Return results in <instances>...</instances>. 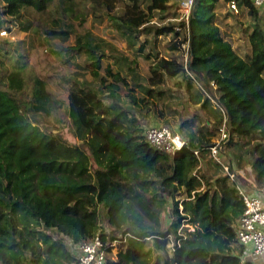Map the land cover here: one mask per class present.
Here are the masks:
<instances>
[{"label":"trees","instance_id":"16d2710c","mask_svg":"<svg viewBox=\"0 0 264 264\" xmlns=\"http://www.w3.org/2000/svg\"><path fill=\"white\" fill-rule=\"evenodd\" d=\"M52 1L0 0V27L4 17L21 21L33 12L36 25L22 24L47 36L38 44L48 45L43 54L54 65L83 56L92 79L60 74L64 102L51 89L52 73H31L25 54L8 41L0 45V264H78L70 242L95 236L121 247L116 256L115 246L108 247L106 264H259V257H244L237 230L245 205L210 150L222 112L196 80L226 109L230 138L221 156L232 168L250 166L253 187L264 193L262 7L236 0L234 14L249 18L243 25L236 17L251 45L243 56L223 32L221 22L230 28L225 18L233 12L221 17V0H195L188 48L175 28L185 21L173 0H54L63 10L78 4L108 17L128 45L125 53L93 32L64 44L59 38L69 39L77 24L50 12ZM158 13L165 24H156ZM106 57L112 61L105 64ZM139 57L151 61L146 74ZM183 87L187 99L173 131L187 142L169 154L146 141L143 116ZM65 127L78 142L65 136Z\"/></svg>","mask_w":264,"mask_h":264},{"label":"rangeland","instance_id":"374dc122","mask_svg":"<svg viewBox=\"0 0 264 264\" xmlns=\"http://www.w3.org/2000/svg\"><path fill=\"white\" fill-rule=\"evenodd\" d=\"M182 0H173V3L176 4V6L180 4ZM228 1V0H227ZM227 1L224 2V0H221L218 4V12L221 17H224L226 14H228V6ZM76 4V3H75ZM58 4V2H55L54 0L50 3L48 10L52 12L54 15L62 17L64 19H72L76 22V30L73 33V35L69 39H61L64 41L63 43L68 45L71 43L76 42V37L79 35H85L87 33L93 32L97 38H103L108 42L114 43L120 50L125 51V53H130V50L128 49L127 43L124 41L123 38L120 37L119 33L113 28L112 21L107 17L100 18V17H94L92 14H88L84 10H82L78 4H76V7L74 9L67 10L62 9ZM124 8L123 3L119 5V10L122 11ZM177 12L179 13V18L182 15L180 12V6L177 8ZM29 13V12H28ZM231 13V12H230ZM240 20V22H244L243 25L248 24L249 18H247L243 12L236 15L234 13H231L228 15L227 18H225V21L228 20L229 23H231V29L228 28L226 25H223V22H221L223 32H230L233 46L234 48L243 56L247 54L250 50V41L248 34L244 30V27L239 25L237 22V19ZM27 19H31L33 24L36 25V22L40 19H37L36 16L33 14V12L26 14L25 16L20 20L12 19L11 17H4L1 27H0V45H7L5 42L12 43V46L15 48V53L22 52L26 55V60L28 62V70L31 73L40 72L41 74L46 73H52L53 77H51V86L52 90L55 92V94L62 99L64 102L67 99L68 96V90L65 89V87L62 85L60 81V74L66 73L69 75L73 74V71L80 72L78 75V78H81L82 81L85 79L91 80L92 77L90 76L89 70L85 68V66H89L88 62L84 59L83 56H78L75 63H65L61 61H54L55 63H58V65H54L53 62L50 61V58L48 56L44 55L48 52V45H45L44 49H41L39 47V41L40 39L46 42L47 36H44L42 33L35 34L34 31H30L29 29L24 28L25 25L22 24L23 22H26ZM165 18H161L160 14L158 13L154 20L156 21V24H165L166 20ZM154 21V22H155ZM220 23V20H218ZM82 22V24L80 23ZM9 28L6 35H2L1 31L3 29ZM90 31V32H88ZM169 40V37L165 38L164 40H161L160 42V48L162 51V54H164V47L163 45H166ZM185 52V51H184ZM44 53V54H43ZM3 54V53H2ZM161 54V55H162ZM181 55V52L179 53ZM184 54V53H183ZM7 56V54L5 53ZM3 56V55H1ZM46 56V57H44ZM8 58V57H6ZM112 59L105 58V64L108 62H111ZM137 63L139 65V68L143 74H146L148 72V67L151 63L149 59H146L144 57H139L137 59ZM85 70L86 73L84 75H81L82 72ZM187 99V94L185 93L184 87L182 89L175 88V95L174 97L167 95V97L164 100H156V108H153L150 111V115L143 116V124L145 125H156V124H164L169 126L172 130H178L179 129V123L182 118V115L180 113L181 110H183L185 106V101ZM163 111V115H160L161 111ZM177 110V111H174ZM53 121H55V125L59 126V122L56 121V115L50 117ZM204 122L206 120L204 119ZM53 123V124H54ZM166 123V124H165ZM65 136H67L72 142H78L77 138L72 134L71 131L68 130V127L64 128ZM224 159V158H223ZM225 162H228L226 159H224ZM241 170H245L246 176L249 177V174L247 173L246 168H239ZM244 172V171H243ZM242 172V173H243ZM245 181V180H244ZM248 182V181H247ZM172 203L168 205V209L163 214V221L164 226L166 227V224L169 223L170 220V210H171ZM183 205H180V208L182 209ZM169 211V213H168ZM190 228L193 229V224H190ZM184 231V230H183ZM120 246L113 247V255H117ZM110 254L108 253L107 256ZM259 264H264V254L262 256H259L258 260H256Z\"/></svg>","mask_w":264,"mask_h":264},{"label":"built area","instance_id":"2783aa9c","mask_svg":"<svg viewBox=\"0 0 264 264\" xmlns=\"http://www.w3.org/2000/svg\"><path fill=\"white\" fill-rule=\"evenodd\" d=\"M255 5L262 7V13L264 15V0H253ZM195 0H182L179 4L180 20H184V25H177L175 28L177 31L185 33L187 41L183 44L188 48V41L190 39V27L189 19L193 10ZM228 10L233 13L239 12V5L236 0L227 1ZM7 28L1 31L2 35H6ZM189 58V52L186 49L184 52V61L187 63ZM193 77L194 75L190 73ZM195 79V77H194ZM196 80V79H195ZM196 83L201 86L205 94L211 98L214 104L220 108L223 115V123L219 128V136L216 138L214 144L210 150L212 156L222 166L225 174L229 176L230 182H232L241 195L245 209L239 220L237 235L239 241L245 245L246 254L245 258H254L262 256L264 254V193L255 189L254 184H250L247 187L243 183L242 172L240 169H234L230 164L226 163L222 156L221 150L225 142L230 138V133L227 126V113L226 109L218 103L213 94L209 92L200 81L196 80ZM145 139L155 149L174 154L178 150H181L186 145V138L179 132H174L169 126L164 124H152L145 128ZM196 153L199 150L195 151ZM117 240L111 242L110 240L104 242L100 236H95L90 240L81 241L78 243L70 242L73 247V252L78 259V264H106L108 247L116 246Z\"/></svg>","mask_w":264,"mask_h":264},{"label":"crops","instance_id":"0c3cea01","mask_svg":"<svg viewBox=\"0 0 264 264\" xmlns=\"http://www.w3.org/2000/svg\"><path fill=\"white\" fill-rule=\"evenodd\" d=\"M222 158H223V157H222ZM223 160H224V159H223ZM226 163H228V164L231 163L232 166H235L234 163H233V161H230V160H229V162H226ZM231 164H230V165H231ZM232 166H231V167H232ZM234 169H237V168L234 167ZM246 169L249 170L247 173L251 174V171H250L251 167H250V166H247ZM237 170H238V169H237ZM238 171H239V172H240V171H241V172L244 171V172L242 173L243 180L248 181V183L254 184V177H253V174H252V175H249V177H248V176H246V174H245V170H241V169H240V170H238Z\"/></svg>","mask_w":264,"mask_h":264}]
</instances>
